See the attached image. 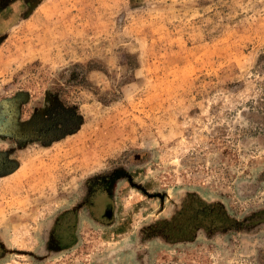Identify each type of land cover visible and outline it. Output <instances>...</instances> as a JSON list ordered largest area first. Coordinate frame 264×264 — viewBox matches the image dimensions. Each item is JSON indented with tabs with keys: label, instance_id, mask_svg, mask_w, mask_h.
I'll use <instances>...</instances> for the list:
<instances>
[{
	"label": "rangeland",
	"instance_id": "1",
	"mask_svg": "<svg viewBox=\"0 0 264 264\" xmlns=\"http://www.w3.org/2000/svg\"><path fill=\"white\" fill-rule=\"evenodd\" d=\"M24 3L0 6V264H264V0Z\"/></svg>",
	"mask_w": 264,
	"mask_h": 264
},
{
	"label": "flooded vegetation",
	"instance_id": "2",
	"mask_svg": "<svg viewBox=\"0 0 264 264\" xmlns=\"http://www.w3.org/2000/svg\"><path fill=\"white\" fill-rule=\"evenodd\" d=\"M8 0H0V6L6 3ZM12 1V0H11ZM34 0H25V8L30 5V3ZM2 2V3H1ZM10 3V2H9ZM52 117H49L46 121H43L41 124H35L34 126L31 125L27 131H19L18 133L14 132L13 137L15 139L20 140H39L42 142L48 143V141H53L55 139H58L62 137L64 134H66V129L68 128L67 119L64 117V121L62 125L56 127V121H54ZM59 122V120L57 121ZM66 126V127H65ZM23 128V127H22ZM27 129V128H26ZM9 163L6 161L4 155L0 157V172L1 173H8L6 172L7 168L6 166Z\"/></svg>",
	"mask_w": 264,
	"mask_h": 264
},
{
	"label": "water",
	"instance_id": "3",
	"mask_svg": "<svg viewBox=\"0 0 264 264\" xmlns=\"http://www.w3.org/2000/svg\"><path fill=\"white\" fill-rule=\"evenodd\" d=\"M36 1V0H35ZM39 2H34L33 4H31L30 8L26 11V13L24 14V18L28 17L30 15V13L32 12V10L34 9V7L38 4Z\"/></svg>",
	"mask_w": 264,
	"mask_h": 264
},
{
	"label": "trees",
	"instance_id": "4",
	"mask_svg": "<svg viewBox=\"0 0 264 264\" xmlns=\"http://www.w3.org/2000/svg\"><path fill=\"white\" fill-rule=\"evenodd\" d=\"M77 124H75L73 127H75ZM71 129H73V128H71Z\"/></svg>",
	"mask_w": 264,
	"mask_h": 264
}]
</instances>
